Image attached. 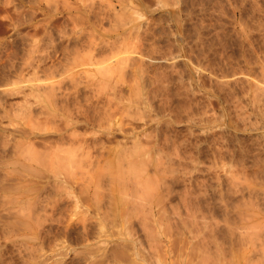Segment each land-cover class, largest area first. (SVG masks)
Listing matches in <instances>:
<instances>
[{
	"label": "rangeland",
	"instance_id": "rangeland-1",
	"mask_svg": "<svg viewBox=\"0 0 264 264\" xmlns=\"http://www.w3.org/2000/svg\"><path fill=\"white\" fill-rule=\"evenodd\" d=\"M100 87L102 89H99ZM261 88L264 89V0H0V181H3L0 182V249L6 251L7 256L4 257L22 264L18 251L26 248L32 250L35 257L29 260L34 263L46 259L54 251H60L69 253L65 258L62 256L63 260L76 264L79 258L89 252L101 251L107 252L109 257L113 255V258L118 255L116 259L120 260V264H130L125 260L130 261L131 258L138 260L137 264H203L200 259V239H203L204 233L213 230L211 236L207 235L218 248V264H233V261L234 264H264V90ZM74 89L80 91L81 96L77 99L73 98V95L70 96ZM86 95L91 96L90 101ZM70 103L72 107L90 112L92 120H95L93 115L97 116L95 121L90 120V124L82 125L75 131H81L79 133L87 135L90 139H93L92 136L98 137L102 143L98 142L95 146L91 143L88 152L84 154L76 150V164L63 159L62 167L61 159H55V156L52 159L48 154H45L46 157L51 159L48 157L49 161L46 157L42 158L45 162L43 166L41 161L36 164L37 160L24 158V154L30 152L29 149H34V154L36 152L42 156L46 151L50 155V151H53V155L56 152L66 154L67 148H59L53 143L52 133L55 126H61V122L66 120L67 111L64 112L66 109L62 108ZM178 110L183 112H177ZM165 135L175 140L168 137L167 142L163 143ZM151 137L157 138L164 150H153ZM176 138L178 141L182 139L183 143L179 141L181 146L179 143L177 146V142L172 145L177 141ZM136 139L141 140V143L138 142L141 146L134 150L137 152L134 153L131 144L132 141L136 142ZM50 140L52 143H49ZM29 142L31 143L27 146ZM184 142L191 144L188 146ZM32 143L34 145H31ZM44 144H51V149H47ZM12 145L20 147L14 151L15 156L11 155L13 151L10 152ZM31 146L34 148H29ZM182 146L188 148L183 150ZM26 147L27 153L24 150ZM76 147L77 145L70 146L68 151ZM180 148L185 153V158L182 156L181 159L185 163L180 160ZM56 149L61 151H55ZM122 150H125V153L129 151L132 155L137 154L133 155L137 157L136 163L130 166L128 162L135 160V157L130 159V154L131 156L127 155L129 159H124ZM140 150L141 156L138 154ZM174 150L180 156L176 155ZM179 150L181 152H178ZM189 152L195 155L194 158ZM142 157L144 161L140 160ZM54 159H58L56 164ZM144 163L148 172L142 168L145 167L142 166ZM26 166L31 168L27 170ZM172 168L175 169L171 170ZM155 169L161 170L162 173L158 170L156 172ZM131 173L138 179L149 178L150 175V180L153 179L155 183V177L158 179L159 175L163 180L166 179L164 182L170 187L169 191L172 190L171 193L168 191L169 203L166 202L167 207L163 210L166 214L153 215L158 216L154 219L151 214V218L145 215L150 213L148 208L151 201L147 197L153 189L147 190L149 194L145 195L142 191L135 197L132 190H127V184L135 180ZM63 176L66 181L69 177V182L75 183V188L72 193L68 192L69 195L67 190L71 189L69 190ZM56 186L61 189V192L57 189V194ZM61 186H67V190ZM33 187H39L45 190V193L41 190L39 195ZM181 191H184L183 194ZM188 196L191 199L194 197L192 201H188ZM184 198L187 200L186 204ZM107 201L113 202V205H109ZM188 202L193 205L188 206ZM242 202L243 206H240ZM242 210L247 211L251 217L248 218L245 215L247 212ZM108 216L109 219H106ZM157 218L161 220L158 221ZM19 219L24 224L29 222V226L34 229H17L22 226L19 225ZM6 221L11 227H8L7 233L6 226L4 229L2 227ZM30 229L34 231L30 233ZM250 244H253L252 247ZM198 246H201L200 249ZM121 248L124 252L128 249L127 253L130 255L125 254L130 258H125ZM117 249L123 252L119 250L121 256L119 251L116 252ZM114 251L116 255L113 254ZM98 258L103 261V258ZM98 258L95 259L96 264L100 263Z\"/></svg>",
	"mask_w": 264,
	"mask_h": 264
},
{
	"label": "bare ground",
	"instance_id": "bare-ground-1",
	"mask_svg": "<svg viewBox=\"0 0 264 264\" xmlns=\"http://www.w3.org/2000/svg\"><path fill=\"white\" fill-rule=\"evenodd\" d=\"M30 1V0H29ZM33 2V1H32ZM197 2V1H196ZM252 2V1H251ZM226 4V3H225ZM252 4V3H251ZM254 5H256V3L254 4ZM212 6V5H211ZM196 7H199V6H196ZM246 7V6H245ZM207 8V7H206ZM255 8V7H254ZM194 9V8H193ZM91 10V9H90ZM207 10H208V8H207ZM213 10V9H212ZM219 10H221V9H219ZM95 11V10H94ZM96 12V11H95ZM97 13V12H96ZM196 13V12H195ZM223 13V12H222ZM106 14V13H105ZM113 14V13H112ZM207 14V13H206ZM208 15V14H207ZM101 16V15H100ZM99 17V16H98ZM244 17V16H243ZM96 18V17H95ZM100 19V18H99ZM109 19V18H108ZM133 20V19H132ZM201 20V19H200ZM101 21V20H100ZM130 22V21H129ZM188 24V23H187ZM190 24V23H189ZM6 27V26H5ZM205 27V26H204ZM10 28V27H9ZM247 28V27H246ZM5 29V28H4ZM7 29V28H6ZM160 30V29H159ZM250 30V29H249ZM163 31V30H162ZM251 31V30H250ZM18 32V31H17ZM248 32V31H247ZM246 32V33H247ZM223 33V32H222ZM172 34V33H171ZM187 34V33H186ZM215 34V33H214ZM232 34V33H231ZM251 34V33H250ZM192 35V34H191ZM212 35V34H211ZM159 36V35H158ZM213 36V35H212ZM19 37V36H18ZM149 37V36H148ZM209 37V36H208ZM216 37V36H215ZM11 38V37H10ZM24 39H26V38H24ZM170 39V38H169ZM185 39V38H184ZM188 39V38H187ZM204 39V38H203ZM261 39V38H260ZM11 41V40H10ZM22 41V40H21ZM24 41V40H23ZM28 42V41H27ZM166 42V41H165ZM177 42V41H176ZM33 43H34V41H33ZM150 43V42H149ZM189 43V42H188ZM206 43V42H205ZM29 44V43H28ZM169 44H171V43H169ZM205 45V44H204ZM11 46V45H10ZM198 46V45H197ZM201 46V45H200ZM18 47V46H17ZM32 47V46H31ZM83 47V46H82ZM153 47V46H152ZM205 47V46H204ZM207 47V46H206ZM169 48V47H168ZM186 48V47H185ZM190 48V47H189ZM226 48V47H225ZM34 49V48H33ZM76 49V48H75ZM201 49V48H200ZM220 49V48H219ZM250 49V48H249ZM30 50H31V48H30ZM35 50V49H34ZM65 50H66V48H65ZM219 51V50H218ZM258 53H260V51L258 52ZM156 54V53H155ZM166 55V54H165ZM216 55V54H215ZM158 56V55H157ZM196 56V55H195ZM253 56V55H252ZM222 57V56H221ZM255 57V56H254ZM153 58V57H152ZM245 58V57H244ZM154 59H156V58H154ZM158 59V58H157ZM254 59V58H253ZM31 60V59H30ZM152 60V59H151ZM213 60V59H212ZM215 60V59H214ZM231 60V59H230ZM235 60V59H234ZM255 60V59H254ZM159 61V60H158ZM35 62V61H34ZM39 62V61H38ZM37 62V63H38ZM135 62V61H134ZM197 62V61H196ZM30 63V62H29ZM29 63H27V64H29ZM37 63H36V65H37ZM153 63H155V62H153ZM163 63V62H162ZM167 63V62H166ZM151 64H152V62H151ZM155 65V64H154ZM160 65V64H159ZM171 65V64H170ZM169 66V65H168ZM260 66V65H259ZM119 67H121V65L119 66ZM136 67V66H135ZM132 68V67H131ZM138 68V67H137ZM224 68V67H223ZM196 69V68H195ZM220 69V68H219ZM218 69V70H219ZM236 69V68H235ZM108 70V69H107ZM111 70V69H110ZM161 70V69H160ZM139 71H141V70H139ZM132 72V71H131ZM160 72V71H159ZM159 72H157V73H159ZM165 72H166V70H165ZM262 72V71H261ZM261 72L259 73V74H261ZM138 73V72H137ZM164 73V72H163ZM3 74V73H2ZM1 74V75H2ZM105 74V73H104ZM164 74H166V73H164ZM163 74V75H164ZM257 74V73H256ZM258 74V75H259ZM5 75V74H4ZM141 75V74H140ZM143 75V74H142ZM251 76H252V74H251ZM9 77V76H8ZM103 77V76H102ZM260 77H262V76H260ZM159 78V77H158ZM242 78V77H241ZM240 78V79H241ZM138 79V78H137ZM199 79V78H198ZM87 80V79H86ZM77 81V80H76ZM221 81V80H220ZM227 81H230V80H227ZM251 81V80H250ZM253 81V80H252ZM72 82H73V80H72ZM89 82H91V81H89ZM100 82V81H99ZM256 82V81H255ZM254 82V83H255ZM76 83H78V82H76ZM138 83V82H137ZM143 83V82H142ZM163 83V82H162ZM170 83V82H169ZM168 83V84H169ZM246 83V82H245ZM81 84V83H80ZM200 84V83H199ZM250 84V83H249ZM258 84V83H257ZM188 85V84H187ZM215 85V84H214ZM217 85V84H216ZM225 85V84H224ZM93 86V85H92ZM155 86V85H154ZM178 86V85H177ZM185 86V85H184ZM222 86V85H221ZM226 86H228V85H226ZM43 87V86H42ZM133 87V86H132ZM75 88V87H74ZM92 88V87H91ZM219 88V87H218ZM229 88V87H228ZM232 88V87H231ZM32 89V88H31ZM99 89H102L101 87L99 88ZM170 89V88H169ZM221 89V88H220ZM260 89V88H259ZM262 89V88H261ZM75 90V89H74ZM89 90V89H88ZM106 90V89H105ZM118 90H120V89H118ZM161 90V89H160ZM171 90V89H170ZM173 90V89H172ZM262 90H264V89H262ZM87 91V90H86ZM91 91V90H90ZM89 91V92H90ZM93 91V90H92ZM98 91V90H97ZM173 91H175V90H173ZM217 91H218V89H217ZM216 91V92H217ZM31 92H32V90H31ZM30 92V93H31ZM95 92V91H94ZM135 92V91H134ZM16 94V93H15ZM84 94H86V93H84ZM140 94V93H139ZM144 94V93H143ZM168 94V93H167ZM219 94V93H218ZM257 94V93H256ZM47 95V94H46ZM73 95V96H72ZM80 95V91L79 90H75L74 92H73V94H71L70 96H72L73 98H78V96ZM94 95V94H93ZM92 95V96H93ZM146 95H147V93H146ZM146 95H144V97L146 96ZM254 95V94H253ZM67 96V95H66ZM69 96V97H70ZM81 96V95H80ZM79 96V97H80ZM138 96V95H137ZM155 96V95H154ZM185 96V95H184ZM183 96V97H184ZM262 96H264V95H262ZM83 98H84V95L82 96ZM86 98H89V101H90V95H89V97H88V95H86L85 96ZM107 97H109V96H107ZM149 97V96H148ZM156 97V96H155ZM186 97V96H185ZM201 97V96H200ZM86 98H85V100H86ZM99 98V97H98ZM146 98V97H145ZM55 99V98H54ZM60 99V98H59ZM93 99V98H92ZM101 99V98H100ZM177 99V98H176ZM186 99H187V97H186ZM199 99V98H198ZM261 99V98H260ZM65 100H66V98H65ZM75 100V99H74ZM98 100V99H97ZM178 100V99H177ZM193 100V99H192ZM202 100V99H201ZM249 100V99H248ZM256 100V99H255ZM77 101V100H76ZM76 101L75 102H73V105H74V103H76ZM170 101H171V98H170ZM261 101V100H260ZM54 102V101H53ZM78 102V101H77ZM102 102V101H101ZM195 102V101H194ZM232 102V101H231ZM248 102V101H247ZM56 103V102H55ZM57 103H58V101H57ZM60 103V102H59ZM80 103V102H79ZM187 103H188V101H187ZM196 103V102H195ZM201 103V102H200ZM236 103V102H235ZM252 103V102H251ZM67 104V103H66ZM65 104V105H66ZM164 104V103H163ZM174 104V103H173ZM237 104V103H236ZM11 105V104H10ZM72 105V103H70V105L68 104L66 107H68V106H70V107H68V109L66 108V107H64V108H62V110L64 109H66L64 112H66L67 111V118H66V120L64 119V121H62L61 122V126H55V130H54V133H52L53 135H54V139L52 140L53 141V143L55 144L56 143V145L57 146H59V148H67L66 150H67V152H66V154L64 153V155L61 153V152H56V154L54 153V155H53V151H50L51 152V154L53 155H50V153H47V151L44 153V156H42V155H39V153H37L36 154V152H35V154L33 153V151H34V147L32 148V146L31 147H29V148H31V149H33L32 151L29 149V151L30 152H32L33 154H30V152H28L27 153V151H28V148L26 147V149L24 148V150H25V152L27 153V154H24L25 152H24V150H23V154L24 155H26V156H24V155H22V157L24 156V158H28V159H35V160H37L38 162L36 163V164H38L40 161V164L43 166V164L45 163V162H43L42 161V158H45L46 157V155L48 154L49 156H51V158L53 159V157L56 159V158H58V159H61L62 161H60L61 162V164L64 162L63 161V159L65 160V161H68L69 160V162L70 161H72V162H75L76 160L74 159L75 158V156H78L77 155V153H76V150H78V152H79V150H80V153L81 154H84V153H86V152H88V148L91 146L90 144L92 143H94L93 144V146H95L96 145V143H98L99 142V140H100V138H98V137H93L92 136V138L93 139H90V138H88V136L87 135H85V134H81V133H79V132H81V131H78V133L75 131L77 128H79V127H81L82 125H85V124H90V120H92V119H90V117H91V115L89 116V113H88V111L87 110H81V109H78L77 107H72L73 106ZM77 105V104H76ZM75 105V106H76ZM86 105H88V103H86ZM85 105V106H86ZM90 105V104H89ZM88 105V106H89ZM97 105V104H96ZM79 106V105H78ZM91 106V105H90ZM94 106V105H93ZM111 106V105H110ZM82 107V106H81ZM80 107V108H81ZM95 107V106H94ZM180 107V106H179ZM244 107V106H243ZM12 108V107H11ZM58 108H59V106H58ZM75 108V109H74ZM77 108V109H76ZM91 108H93L92 106H91ZM97 108H99V107H97ZM102 108V107H101ZM109 108V107H108ZM168 108V107H167ZM184 108V107H183ZM86 109H88L87 107H86ZM90 109V108H89ZM95 109V108H94ZM94 109H93V111H94ZM106 109V108H105ZM181 109V108H180ZM262 109V108H261ZM12 110H13V108H12ZM61 110V109H60ZM168 110V109H167ZM173 110V109H172ZM243 110V109H242ZM40 111V110H39ZM42 111V110H41ZM96 111V110H95ZM149 111V110H148ZM240 111V110H239ZM0 112H1V110H0ZM97 112V111H96ZM100 111H98V113H99ZM137 112V111H136ZM177 112H180V113H182L181 111H177ZM51 113H53V112H51ZM131 113V112H130ZM138 113V112H137ZM39 114V113H38ZM135 114V113H134ZM134 114H133V116H134ZM173 114V113H172ZM2 115V114H1ZM0 115V116H1ZM17 115V114H16ZM138 115V114H137ZM140 115V114H139ZM64 116H65V114H64ZM95 116V120H96V114L95 115H93L92 116V118ZM99 116H100V114H99ZM132 116V115H131ZM197 116V115H196ZM8 117V116H7ZM142 117V116H141ZM135 118V117H134ZM133 118V119H134ZM249 118V117H248ZM157 119V118H156ZM163 119V118H162ZM172 119V118H171ZM232 119V118H231ZM94 120V118H93V120L92 121H95ZM175 120V119H174ZM178 120V119H177ZM194 120H195V118H194ZM91 121V122H92ZM167 121V120H166ZM181 121V120H180ZM212 121V120H211ZM201 122V121H200ZM257 122V121H256ZM54 123H55V121H54ZM177 123V122H176ZM190 123V122H189ZM209 123V122H208ZM258 123V122H257ZM237 125V124H236ZM261 125V124H260ZM138 126V125H137ZM240 126V125H239ZM251 126V125H250ZM254 126V125H253ZM188 127V126H187ZM257 127V126H256ZM12 128V127H11ZM10 129V128H9ZM107 129V128H106ZM256 129V128H255ZM79 130V129H78ZM10 131V130H9ZM166 131V130H165ZM183 131V130H182ZM190 132V131H189ZM85 133V132H84ZM132 133V132H131ZM138 133V132H137ZM228 133V132H227ZM3 134V133H2ZM9 134V133H8ZM41 134V133H40ZM109 134V133H108ZM140 134V133H139ZM214 134H216V133H214ZM6 135H7V133H6ZM43 135V134H42ZM138 135V134H137ZM193 135V134H192ZM211 135V134H210ZM259 135V134H258ZM44 136V135H43ZM162 135H160V137H161ZM166 136V137H165ZM164 137H163V139H162V141H164L163 143H166L167 141V139L166 138H168L169 136L168 135H165ZM179 136V135H178ZM233 136V135H232ZM14 137V136H13ZM48 137V136H47ZM90 137V136H89ZM107 137V136H106ZM109 137V136H108ZM139 137V136H138ZM156 137V136H155ZM158 137H159V135H158ZM171 137V136H170ZM169 137V138H170ZM214 137V136H213ZM124 138V137H123ZM134 138V137H133ZM137 138V137H136ZM145 138V137H144ZM154 137H151V139L152 140H150V139H147V141H151L152 142V146L153 147H151V148H154L153 150H164V149H162V147H160L161 146V144H159V141H158V139L157 138H155V139H153ZM168 138V139H169ZM172 138V137H171ZM170 138V139H171ZM184 138V137H183ZM221 138V137H220ZM236 138V137H235ZM3 139V138H2ZM13 139H15V137L13 138ZM36 139V138H35ZM161 139V138H160ZM196 139V138H195ZM6 140H8V139H6ZM18 140V139H17ZM25 140V139H24ZM49 141V143H52V141ZM133 140H135V139H133ZM172 140H175V138H172ZM176 140H177V138H176ZM184 141H185V139H183ZM186 140H187V137H186ZM203 140V139H202ZM255 140V139H254ZM110 141H112L111 139H110ZM162 141L160 142V143H162ZM169 142H170V140H168ZM180 143H183V142H181L182 141V139L180 138ZM179 141L177 140V141H175V142H173V141H171V142H173V144L172 145H176L175 143L177 142V146H178V143H179ZM262 141H264V140H262ZM5 142V141H4ZM18 142H20L19 140H18ZM22 142V141H21ZM32 142V141H31ZM31 142H29V143H27V146H29L30 145V143ZM40 142V141H39ZM101 142V141H100ZM100 142L98 143V144H100ZM133 142V144H131V146H133V148H132V150L134 151H136V149L138 150L139 149V146H141V140H139L138 139V141H137V139H136V142L135 141H132ZM138 142H140L139 144H138ZM187 142V141H186ZM189 142V141H188ZM222 142V141H221ZM255 142H257V140L255 141ZM6 143V142H5ZM23 143V142H22ZM42 143V142H41ZM41 143H40V146H42L41 145ZM102 143V142H101ZM138 144V146H137V144ZM143 143H144V141H143ZM179 143V146H181V144ZM185 143V142H184ZM225 143V142H224ZM262 143H264V142H262ZM21 144V143H20ZM29 144V145H28ZM43 144V143H42ZM59 144V145H58ZM146 144V143H145ZM190 144H191V142L189 143V145L188 144H186L185 143V145H188V146H190ZM259 144V143H258ZM31 145H34L33 143L31 144ZM45 145V147L47 148V149H51V144H44ZM73 145H77V147H76V149H74V150H72V151H68V148L70 147V146H72L73 147ZM103 145V144H102ZM1 146V145H0ZM13 146V145H12ZM19 146V145H18ZM131 146H130V148H131ZM144 146V145H143ZM192 146V145H191ZM11 147V146H10ZM98 147V146H97ZM134 147H137V148H134ZM174 147H176V146H174ZM183 147V146H182ZM181 147V148H182ZM188 148L187 146H184L183 147V150H184V148ZM194 147V146H193ZM199 147H201V146H199ZM204 147V146H203ZM14 148V149H13ZM13 148H12V150H11V148H10V152L12 153V151H13V153L11 154L12 156H15L16 155V149L17 148H20V147H16V145H14L13 146ZM22 148V147H21ZM43 148V147H42ZM94 148V147H93ZM116 148V147H115ZM129 148V147H128ZM144 148V147H143ZM142 148V149H143ZM151 148H149L150 150H151ZM164 148V147H163ZM178 148V147H177ZM180 148V149H181ZM186 148H185V150H186ZM190 148V147H189ZM195 148V147H194ZM198 148V147H197ZM254 148V147H253ZM259 148V147H258ZM44 149V148H43ZM73 149V148H72ZM179 149V148H178ZM255 149V148H254ZM1 150V149H0ZM3 150V149H2ZM5 150V149H4ZM27 150V151H26ZM40 151H43V150H41V149H39ZM61 151L60 149H56L55 151ZM71 150V149H70ZM94 150H96V149H94ZM119 150V149H118ZM126 150V149H125ZM125 150H122V151H124V153L126 152ZM132 150H130V152L132 151ZM149 150V151H150ZM182 150V149H181ZM182 150V152L179 150L178 152H181V153H177V151L176 150H174V151H176L175 152V154L176 155H178V156H180L181 158H180V160L182 159V156L185 154L184 153V151ZM189 150V149H188ZM188 150L186 151L187 152V154H188ZM253 150V149H252ZM15 151V152H14ZM134 151V153H137V152H135ZM152 151V150H151ZM150 151V152H151ZM191 152H192V150H190ZM225 151V150H224ZM239 151V150H238ZM3 152V151H2ZM64 152V151H63ZM98 152H99V150H98ZM108 152V151H107ZM106 152V153H107ZM140 152H141V150L139 151V155H140ZM191 152H189V155H191L192 153ZM15 153V155H13ZM61 153V154H60ZM100 153V152H99ZM110 153V152H109ZM118 153V152H117ZM120 153V152H119ZM124 153L122 154V157L125 159V158H127V159H132L133 157H135L137 154H134L133 152V155H135V156H133L131 153V155H132V157H129V156H127V155H130L129 154V151H128V153H125V156H124ZM154 153V152H153ZM4 154V153H3ZM8 154V153H7ZM43 154V153H42ZM46 154V155H45ZM59 154V155H58ZM90 154V153H89ZM195 154V153H194ZM211 154H212V152H211ZM9 155V154H8ZM10 155V156H11ZM18 155V154H17ZM32 155H34V156H32ZM97 155V154H96ZM99 155H101V153L99 154ZM104 155V154H103ZM130 155V156H131ZM5 156H6V154H5ZM9 156V157H10ZM48 156V157H49ZM85 156H87V155H85ZM120 156V155H119ZM127 156V157H126ZM141 156V155H140ZM144 156V155H143ZM178 156H176V157H178ZM191 156H193V155H191ZM195 156V155H194ZM194 156H193V158H194ZM255 156V155H254ZM262 156H264V155H262ZM48 157H46V159L48 158ZM96 157V156H95ZM94 157V158H95ZM97 157H98V155H97ZM129 157V158H128ZM139 157V156H138ZM148 157V156H147ZM158 157H159V155H158ZM167 157H169V155L167 156ZM166 157V158H167ZM50 158V157H49ZM50 158V159H51ZM136 158L137 157H135V160L134 159H132V161H133V163H132V161L129 163L128 162V164H130V166H131V164H134V162L136 161ZM154 158V157H153ZM163 158V157H162ZM185 158V156H183V159ZM192 158V159H193ZM260 158V157H259ZM54 159V162H55V164H56V162H57V160H55ZM71 159V160H70ZM88 159V158H87ZM139 159V158H138ZM147 159V158H146ZM150 159H151V156H150ZM149 159V160H150ZM173 160H175L174 158H172ZM178 159H179V157H178ZM1 160H3V159H1ZM15 160V159H14ZM47 160H49V159H47ZM109 160V159H108ZM140 160H142V161H144V159H143V157L142 158H140ZM139 160V162H141ZM148 160V159H147ZM171 160V159H170ZM186 160V159H185ZM256 160H257V157H256ZM29 161V160H28ZM50 161V160H49ZM124 161H126V160H124ZM155 161V160H154ZM167 161V160H166ZM182 161V160H181ZM184 161V160H183ZM182 161V162H183ZM187 161V160H186ZM262 161H264V160H262ZM8 162V161H7ZM13 162V161H12ZM145 162H147V161H145ZM152 162V161H151ZM160 162H161V160H160ZM199 162V161H198ZM84 163V162H83ZM126 163V162H125ZM136 163V162H135ZM153 163V162H152ZM177 163H178V161H177ZM184 163H185V161H184ZM200 163V162H199ZM233 163V162H232ZM4 164V163H3ZM39 164V165H40ZM75 164H76V162H75ZM98 164V163H97ZM137 164H139V163H137ZM164 164V163H163ZM167 164V163H166ZM183 164V163H182ZM26 165V164H25ZM46 166H48L47 164H45ZM53 165H54V163H53ZM69 165V164H68ZM84 165V164H83ZM108 165V164H107ZM117 165V164H116ZM142 165V164H141ZM154 165L156 166V164H155V162H154ZM158 165V164H157ZM176 165V164H175ZM228 165V164H227ZM15 166V165H14ZM63 166V164L61 165V167ZM65 166V165H64ZM66 166H67V164H66ZM71 166V164L69 165V167ZM123 166V165H122ZM129 166V165H128ZM128 166H126V167H128ZM142 166H145V167H142L143 168V170H146L147 171V168H146V164L144 163V165H142ZM155 166H153V164H152V167L154 168ZM170 165H168V167H169ZM172 166H174V164L172 165ZM235 166V165H234ZM27 167V166H26ZM78 167V166H77ZM81 167V166H80ZM106 167H108V166H106ZM105 167V168H106ZM113 167V166H112ZM117 167V166H116ZM141 167V166H140ZM139 167V168H140ZM175 167V166H174ZM177 167V166H176ZM194 167V166H193ZM6 168V167H5ZM14 168V167H13ZM28 168H31V167H27V170H28ZM46 168V167H45ZM65 168V167H64ZM146 168V169H145ZM181 168V167H180ZM236 168V167H235ZM8 169V168H7ZM47 169V168H46ZM62 169V168H61ZM66 169V168H65ZM89 169V168H88ZM109 169V168H108ZM120 169H121V167H120ZM150 169H151V167H150ZM173 169H175V168H172L171 170H173ZM178 169V168H177ZM176 169V170H177ZM199 169V168H198ZM244 169V168H243ZM9 170V169H8ZM77 170H78V168H77ZM100 170H102V169H100ZM106 170H107V168H106ZM117 170V169H116ZM137 170V169H136ZM154 170V169H153ZM156 170H158V169H155V171ZM166 170V169H165ZM48 171V170H47ZM47 171H45V172H47ZM51 171H52V168H51ZM66 171V170H65ZM113 171H115V170H113ZM161 172V170H158V172ZM167 171H168V168H167ZM179 171H180V169H179ZM253 171V170H252ZM5 172V171H4ZM16 172H17V170H16ZM30 172V171H29ZM42 172V171H41ZM61 172H63V171H61ZM105 172V171H104ZM117 172V171H116ZM131 172V171H130ZM148 172V171H147ZM157 172V171H156ZM159 172V173H160ZM170 172V171H169ZM187 172V171H186ZM199 172V171H198ZM201 172V171H200ZM247 172V171H246ZM18 173V172H17ZM52 173H53V171H52ZM92 173V172H91ZM94 173H96V172H94ZM101 173V172H100ZM109 173V172H108ZM115 173V172H114ZM123 173V172H122ZM162 173V172H161ZM168 173V172H167ZM180 173V172H179ZM11 174V173H10ZM18 174H20V172L18 173ZM40 174V173H39ZM65 174H67L66 172H65ZM83 174V173H82ZM104 174V173H103ZM107 174V173H106ZM128 174H129V172H128ZM132 174V173H131ZM131 174H130V176H131ZM245 174V173H244ZM44 175H46V174H44ZM44 175H43V177H44ZM47 175H49V173H47ZM92 175V174H91ZM121 176L123 175V174H120ZM125 175V174H124ZM133 175V174H132ZM137 175V174H136ZM142 175V174H141ZM147 175V174H146ZM145 175V176H146ZM187 175V174H186ZM246 175V174H245ZM11 176V175H10ZM83 176V175H82ZM110 176V175H109ZM112 176V175H111ZM137 176H139V174L137 175ZM143 176V175H142ZM141 176V177H142ZM161 175H159V177H160ZM230 176V175H229ZM5 177H6V175H5ZM12 177V176H11ZM41 177H42V175H41ZM46 178L48 177L49 178V176H45ZM59 177V176H58ZM64 177V176H63ZM132 177V176H131ZM140 177V176H139ZM154 177H155V175H154ZM153 176H152V178H154ZM158 177V179L155 177V181H156V183L155 182H153L154 180L153 179H151L150 180V175H149V178H143V179H138V177H136V178H134V175H133V177L132 178H134L135 180L134 181H131L130 183H128L127 184V190L129 189V190H132L133 191V195H135V197L136 196H139V193L141 192L142 193V191L143 192H145V195L146 194H149L148 193V191L151 189H153L152 191H151V193H150V195H151V197H147V199H149L150 201H151V206H150V208H148L149 210H148V212H150V213H147V214H145V215H148V216H150V218L153 216V215H159V213H160V215H162L161 213H165L166 214V211H164L163 212V210H165V207H167L166 205H167V203H169L167 200H169V199H167L168 198V196H170V193L172 192V190H171V192L169 191L170 190V187H168V184L166 185V183L167 182H164V180H166V179H164L163 180V177H160L159 178ZM178 177V176H177ZM179 177H180V175H179ZM1 178V177H0ZM10 178V177H9ZM21 178V177H20ZM65 178V177H64ZM64 178H62V180H64ZM71 179H72V177H70ZM107 178V177H106ZM110 178V177H109ZM204 178V177H203ZM202 178V179H203ZM245 178V177H244ZM251 178V177H250ZM249 178V179H250ZM7 179H8V177H7ZM52 179V178H51ZM69 179V177L67 178V181H66V178H65V181H66V183H67V186H69L68 188H69V190L70 191H68L67 190V186H66V188H63V186H61L63 189H65V190H67V194L69 195V193L71 192L72 193V191L74 190V188H75V183H70L69 181L70 180H68ZM116 179V178H115ZM157 179V180H156ZM169 179H171V178H169ZM179 179V178H178ZM4 180V179H3ZM14 180V179H13ZM26 180V179H25ZM58 180H60V179H58ZM124 180V179H123ZM153 180V181H152ZM172 180V179H171ZM180 180H182V177L180 178ZM239 180V179H238ZM2 181V180H1ZM0 181V182H1ZM27 181V180H26ZM49 181H50V179H49ZM64 181V182H65ZM73 181V180H72ZM113 181V180H112ZM111 181V182H112ZM121 181V180H120ZM127 181H129V180H127ZM153 182V185H154V183H155V186H151V184H152V182ZM179 181V180H178ZM3 182V181H2ZM24 182V181H23ZM38 182V181H37ZM57 182V181H56ZM63 182V181H62ZM86 182V181H85ZM103 182V181H102ZM109 182V181H108ZM147 182H149L148 183V185H146V183ZM169 182V181H168ZM185 182H186V180H185ZM50 183H52V182H50ZM96 183V182H95ZM105 183V182H104ZM122 183V182H121ZM179 183V182H178ZM245 183V182H244ZM247 183V182H246ZM5 184V183H4ZM62 184V183H61ZM172 184V183H171ZM175 183H173V185H174ZM185 184V183H184ZM254 184V183H253ZM261 184V183H260ZM2 185V184H1ZM9 185V184H8ZM18 185V184H17ZM58 185H59V181H58ZM65 185V184H64ZM172 185V186H173ZM177 185V184H176ZM183 185V184H182ZM247 185V184H246ZM245 185V186H246ZM42 186V185H41ZM41 186H39V187H41ZM228 186V185H227ZM232 186V185H231ZM4 187V186H3ZM39 187H37V189H35L34 187H33V189H35L36 190V192L39 194V195H41V190L42 189H40ZM59 187V186H58ZM146 187H148V188H146ZM226 187V186H225ZM235 187V186H234ZM237 187V186H236ZM249 187V186H248ZM5 189H6V185H5V187H4ZM7 188H8V186H7ZM43 188V187H42ZM115 188V187H114ZM186 188H188V187H186ZM228 188V187H227ZM250 188V187H249ZM251 188H253V187H251ZM14 190H15V187L13 188ZM29 189V188H28ZM43 189H46V187H44ZM57 186H56V194H57ZM62 189V190H63ZM80 189V188H79ZM145 189V190H144ZM173 189H175V186H174V188ZM190 189V188H189ZM239 189V188H238ZM243 189V188H242ZM34 190V191H35ZM47 190V189H46ZM58 190H60V192H61V189H58ZM64 190V191H65ZM119 190V189H118ZM127 190H125L124 189V191H126V193H127ZM148 190V191H147ZM181 190V189H180ZM187 190V189H186ZM225 190V189H224ZM237 190V189H236ZM244 190V189H243ZM252 190V189H251ZM261 190V189H260ZM25 190H23V192H24ZM27 191V190H26ZM43 191H45V190H42V192ZM54 191H55V189H54ZM53 191V192H54ZM170 193H169V192ZM178 191V190H177ZM189 191V190H188ZM187 191V192H188ZM226 191V190H225ZM52 191H50V193H53ZM69 192V193H68ZM110 192V191H109ZM147 192V193H146ZM176 192V191H175ZM182 192V191H181ZM184 192V191H183ZM183 192H182V194H183ZM190 192V191H189ZM236 192V191H235ZM238 192V191H237ZM262 192V191H261ZM22 193V192H21ZM36 193V194H37ZM43 193H45V192H43ZM46 193H48L47 191H46ZM79 193V192H78ZM168 193H169V195H168ZM227 193V192H226ZM230 193H231V191H230ZM252 193V192H251ZM37 194V195H38ZM61 194V193H60ZM81 194V193H80ZM111 194H113V193H111ZM110 194V195H111ZM129 194V193H128ZM173 194H174V192H173ZM177 194V193H176ZM188 194V193H187ZM190 194V193H189ZM192 194V193H191ZM236 194H238V193H236ZM50 195V194H49ZM48 195V196H49ZM72 195V194H71ZM107 195H109V194H107ZM119 195V194H118ZM145 195H143V197L145 196ZM181 195V194H180ZM185 195V194H184ZM183 195V196H184ZM232 195V194H231ZM247 195V194H246ZM46 197H48L47 195H45ZM75 196V195H74ZM93 196H96V195H93ZM142 196V195H141ZM233 196H234V193H233ZM242 196V195H241ZM41 197V196H40ZM39 197V198H40ZM85 197V196H84ZM123 197V196H122ZM146 197V196H145ZM262 197V196H261ZM93 198V197H92ZM130 198H132V197H130ZM133 198H134V196H133ZM132 198V199H133ZM139 198H141V197H139ZM151 198V199H150ZM170 198V197H169ZM188 198H190L189 196H188ZM194 198V197H193ZM192 198V199H193ZM222 198V197H221ZM254 198V197H253ZM4 199H6V198H4ZM44 199V198H43ZM46 199V198H45ZM52 199V198H51ZM57 199V198H56ZM113 199V198H112ZM185 199V204H186V202H187V200H186V198H184ZM191 199V198H190ZM188 200L189 202L190 201H192V199L191 200ZM207 199V198H206ZM226 199V198H225ZM229 199V198H228ZM7 200V199H6ZM23 200V199H22ZM198 200V199H197ZM196 200V201H197ZM216 200V199H215ZM256 200V199H255ZM52 202H54L53 200H51ZM59 201V199L57 200V202ZM76 201H77V198H76ZM105 201V200H104ZM110 201V200H109ZM113 201V200H112ZM124 201V200H123ZM148 201V200H147ZM195 201V200H194ZM213 201H214V199H213ZM221 201H223V200H221ZM227 201V200H226ZM241 201V200H240ZM243 201H244V199H243ZM254 201V200H253ZM9 202V201H8ZM27 202V201H26ZM25 202V204H27ZM49 202H50V200H49ZM69 202V201H68ZM102 202V201H101ZM167 202V203H166ZM188 202V206H189V204H190V207L193 205H191V203H189ZM224 202V201H223ZM247 202V201H246ZM248 202H250V200L248 201ZM2 203V202H1ZM1 203H0V205H1ZM6 203H7V201H6ZM34 203V202H33ZM86 203V202H85ZM107 203H108V201H107ZM110 203V202H109ZM108 203V204H109ZM113 203V202H112ZM112 203H110V204H112ZM133 203H134V201L132 202V205H133ZM136 203V202H135ZM200 203V202H199ZM245 203V202H244ZM253 203V202H252ZM252 203H250V204H252ZM4 204V203H3ZM11 204V203H10ZM24 204V205H25ZM50 204V203H49ZM52 204H55V203H52ZM51 204V205H52ZM64 204H66V203H64ZM109 204V205H110ZM184 204V203H183ZM184 204V205H185ZM198 204V203H197ZM221 204H222V202H221ZM224 204V203H223ZM237 204V203H236ZM14 205V204H13ZM22 205H23V203H22ZM29 205V204H28ZM50 205V206H51ZM56 205V204H55ZM54 205V206H55ZM108 205V206H109ZM113 205V204H112ZM148 205V204H147ZM149 205H150V203H149ZM149 205H148V207H149ZM169 205V204H168ZM172 205V204H171ZM240 206L242 205L243 206V202L241 203V204H239ZM246 205H248V204H246ZM256 205V204H255ZM47 206V205H46ZM115 206V205H114ZM142 206V205H141ZM145 206V205H144ZM170 206V205H169ZM186 206V205H185ZM198 206V205H197ZM213 206V205H212ZM238 206V205H237ZM245 206V205H244ZM250 206V205H249ZM52 207V206H51ZM56 207V206H55ZM143 207V206H142ZM173 207V206H172ZM235 207H236V205H235ZM260 207V206H259ZM258 207V208H259ZM262 207V206H261ZM42 208V207H41ZM99 208V207H98ZM136 208V207H135ZM146 208V207H145ZM189 208V207H188ZM197 208V207H196ZM243 208V207H242ZM6 209V208H5ZM109 209H111V207L109 206ZM128 209V208H127ZM192 209V208H191ZM262 209V208H261ZM260 209V210H261ZM14 210V209H13ZM24 210V209H23ZM189 210V209H188ZM195 210V209H194ZM12 211V210H11ZM111 211V210H110ZM119 211H120V209H119ZM122 211H124V209H122ZM139 211V210H138ZM224 211V210H223ZM226 211V210H225ZM229 212H230V209L228 210ZM240 211H241V209H240ZM243 211V210H242ZM5 212V211H4ZM58 212V211H57ZM109 211H107V213H108ZM135 212L136 211H134V214H135ZM244 213L245 212H247V211H243ZM62 213V212H61ZM111 213V212H110ZM123 213V212H122ZM126 213V212H125ZM187 213V212H186ZM190 213V212H189ZM196 213V212H195ZM202 213V212H201ZM205 213V212H204ZM204 213H203V215H204ZM241 213V212H240ZM8 214V213H7ZM29 214V212L27 213V215ZM44 214V213H43ZM63 214V213H62ZM119 214H121V212H119ZM128 214H129V212H128ZM132 214V213H131ZM152 216H151V215ZM192 214V213H191ZM194 214V213H193ZM243 214V213H242ZM250 214V213H249ZM252 214V213H251ZM250 214V215H251ZM259 214V213H258ZM17 215H19V216H21L20 214H17ZM24 215H26V214H24ZM26 215V216H27ZM46 215V214H45ZM196 215V214H195ZM202 215V214H201ZM206 215V214H205ZM204 215V216H205ZM209 215V214H208ZM229 215V214H228ZM239 215H241V214H239ZM245 215L248 217V218H250L251 216H249L248 215V212L247 213H245ZM245 215L243 216V217H245ZM255 215H257V214H255ZM47 216V215H46ZM112 216V215H111ZM126 216V215H125ZM188 216H189V214H188ZM227 216V215H226ZM258 216V215H257ZM121 217H122V215H121ZM128 217V216H127ZM156 217H158V216H156ZM156 217H152L153 219L154 218H156ZM198 217V216H197ZM196 217V218H197ZM224 217V216H223ZM15 218V217H14ZM47 218V217H46ZM106 218V217H105ZM112 218H113V216H112ZM126 218V217H125ZM160 218H162V217H160ZM166 218V217H165ZM188 218H190V217H188ZM195 218V217H194ZM202 218L204 219V217L202 216ZM225 218V217H224ZM246 218V217H245ZM253 218V217H252ZM255 218V217H254ZM106 219H109V216H108V218H106ZM122 219V218H121ZM158 219V218H157ZM163 219V218H162ZM199 219V218H198ZM202 219V220H203ZM223 219V218H222ZM32 220V219H31ZM50 220V219H49ZM53 220V219H52ZM105 220V219H104ZM111 220V219H110ZM161 220V219H160ZM159 219H158V221H160ZM175 220V219H174ZM186 220H187V218H186ZM188 220H191V219H188ZM225 220H227V219H225ZM224 220V221H225ZM229 220V219H228ZM240 220L242 221V216H240ZM26 220H24V222H25ZM101 221V220H100ZM107 221V220H106ZM124 221H126V220H124ZM205 221V220H204ZM231 220H229V222H230ZM258 221H260V220H258ZM31 222V221H30ZM48 222H50V221H48ZM203 222V221H202ZM229 222H226V223H229ZM233 222V221H232ZM231 222V223H232ZM235 222V221H234ZM12 223V222H11ZM11 223H10V225H11ZM16 223V222H15ZM19 225H22L21 227H19V228H17V229H20V228H22L24 231L25 230H27V229H29V228H32V227H30L29 226V222H25L26 224H24L23 223V221L22 220H20L19 219ZM41 223V222H40ZM52 223V222H51ZM101 223H103V222H101ZM136 223V222H135ZM141 223V222H140ZM159 223V222H158ZM167 223V222H166ZM213 223V222H212ZM259 223V222H258ZM262 223H264V222H262ZM261 223V224H262ZM9 222H4L3 223V225H2V227H3V229L5 228V226H6V230H5V232L7 233L8 232V227H10L9 225ZM13 224V223H12ZM130 224V223H129ZM143 224V223H142ZM147 224V223H146ZM159 224H161V222L159 223ZM195 224V223H194ZM211 224V223H210ZM234 224V226H235V223H233ZM31 225H32V223H31ZM149 225V224H148ZM183 225V224H182ZM207 225V224H206ZM205 225V226H206ZM209 225V224H208ZM161 226V225H160ZM190 226H191V224H190ZM219 226H220V224H219ZM231 226V225H230ZM17 227V226H16ZM146 227V226H145ZM193 227V226H192ZM217 227H218V225H217ZM11 228V227H10ZM142 228V227H141ZM144 228V227H143ZM158 228V227H157ZM165 228H166V226H165ZM200 228V227H199ZM202 228V227H201ZM206 228H207V226H206ZM210 228V227H209ZM208 228V229H209ZM213 228V227H212ZM227 228V227H226ZM231 228V227H230ZM238 228H242V227H238ZM32 229H34V228H32ZM38 229H40V228H38ZM83 229V228H82ZM186 229V228H185ZM211 229V228H210ZM209 229V230H210ZM223 229V228H222ZM232 229V228H231ZM242 229H244V228H242ZM247 228H245L244 230H246ZM11 230V229H10ZM15 230V229H14ZM31 230V229H30ZM29 230V232L31 233V232H33L34 230H31L30 231ZM157 230V229H156ZM166 230V229H165ZM230 230V229H229ZM244 230H242V231H244ZM22 231V230H21ZM155 231V230H154ZM198 231V230H197ZM200 231H202V230H200ZM199 231V232H200ZM213 230H211V232H212ZM217 231V230H216ZM215 231V232H216ZM228 231V230H227ZM17 232H20V231H17ZM27 232V231H26ZM211 232H207V234H209L210 235V233ZM214 232V233H215ZM219 232V231H218ZM221 232H223V231H221ZM247 232V231H246ZM246 232H244V233H246ZM250 232V231H249ZM248 232V233H249ZM25 233V232H24ZM29 233V234H30ZM36 233V232H35ZM40 233V232H39ZM62 233V232H61ZM143 233V232H142ZM149 233V232H148ZM154 233V232H153ZM197 233V232H196ZM220 233V232H219ZM2 234H4V235H6L5 233H2ZM133 234V233H132ZM135 234V233H134ZM155 234V233H154ZM199 234V233H198ZM207 234H203V239H200V240H202L201 241V246H202V249H200V247L201 246H198L199 248L198 249H200L201 250V252H202V256H201V258L200 259H202V263L203 264H218V262H219V255H217L218 254V250H216V249H218V248H216L217 246H216V243L213 245L212 244V241L210 240V238H209V235H207ZM225 234V233H224ZM16 235V234H15ZM36 235V234H35ZM126 235V234H125ZM124 235V236H125ZM145 235V234H144ZM152 235V234H151ZM159 235V234H158ZM185 235V234H184ZM194 235V234H193ZM196 235V234H195ZM235 235V234H234ZM19 236V235H18ZM28 236V235H27ZM31 236V235H30ZM80 236V235H79ZM120 236V235H119ZM155 236V235H154ZM201 236H202V234H201ZM211 236V235H210ZM246 236V235H245ZM248 236V235H247ZM256 236V235H255ZM3 237V236H2ZM15 237V236H14ZM20 237V236H19ZM70 237V236H69ZM134 237V236H133ZM197 237V236H196ZM214 239H215V237L214 236H212ZM217 237H219V236H217ZM221 237V236H220ZM226 237V236H225ZM239 237V236H238ZM251 237V236H250ZM3 238H5V237H3ZM20 238H22V237H20ZM50 238V237H49ZM75 238V237H74ZM137 238V237H136ZM151 238V237H150ZM194 238V237H193ZM198 238H200V236L198 237ZM246 238V237H245ZM245 238H243V239H245ZM17 239V238H16ZM31 238L29 237V240H30ZM144 239V238H143ZM161 239V238H160ZM196 239V238H195ZM238 239V238H237ZM241 239V238H240ZM239 239V241H241ZM242 239V241H244ZM251 239V238H250ZM259 239V238H258ZM0 240H1V238H0ZM28 240V241H29ZM51 240V239H50ZM199 240V241H200ZM231 239H229V241H230ZM247 240V239H246ZM2 241V240H1ZM1 241H0V244H1ZM17 241V240H16ZM21 241V240H20ZM62 241V240H61ZM132 241H134L133 239H132ZM216 241H218V239L216 240ZM238 241V240H237ZM236 241V242H237ZM241 241V242H242ZM251 241H253V238H252V240ZM18 242V241H17ZM115 242V241H114ZM117 242V241H116ZM139 242H140V240H139ZM148 242V241H147ZM187 242V241H186ZM195 242H197L196 240H195ZM220 242V240L218 241V243ZM248 242V241H247ZM247 242H245V245H246V243ZM260 242V241H259ZM16 243V242H15ZM21 243H22V241H21ZM30 243V242H29ZM78 243V242H77ZM105 243V242H104ZM127 243V242H126ZM161 243V242H160ZM221 243V242H220ZM219 243V244H220ZM244 243V242H243ZM256 243H258V241L256 242ZM31 244V243H30ZM29 244V245H30ZM46 244V243H45ZM103 244V243H102ZM130 244H131V242H130ZM135 244V243H134ZM141 244V243H140ZM139 244V246H142V245H140ZM193 244V243H192ZM195 244V243H194ZM197 244H199L198 242H197ZM218 244V245H219ZM262 244H264V243H262ZM16 245H19V244H17L16 243ZM23 245V244H22ZM118 245V244H117ZM116 245V246H117ZM132 245V244H131ZM221 245V244H220ZM220 245H219V247H220ZM229 245H231V244H229ZM234 245V244H233ZM240 245L242 246V244L240 243ZM245 245H243L244 247H245ZM253 245V244H252ZM252 245L250 244V246L252 247ZM1 246V245H0ZM21 246V245H20ZM34 246V245H33ZM37 246V245H36ZM53 246H54V244H53ZM122 246V245H121ZM247 246V245H246ZM255 246V245H254ZM254 246H253V248H254ZM260 246V245H259ZM2 247V246H1ZM4 247V246H3ZM19 247V246H18ZM24 247V246H23ZM90 247V246H89ZM93 247V246H92ZM114 247V246H113ZM133 247V246H132ZM192 247V246H191ZM214 247V248H213ZM244 247H242V248H244ZM257 247H258V245H257ZM32 248V247H31ZM38 248V247H37ZM47 248V247H46ZM51 248V247H50ZM117 248V247H116ZM119 248V247H118ZM194 248H195V246H194ZM220 248H222V245H221V247ZM234 248V247H233ZM238 248L240 249L241 247H239L238 246ZM35 249H36V247H35ZM34 249V250H35ZM74 249V248H73ZM77 249V248H76ZM91 249V248H90ZM93 249V248H92ZM97 249V248H96ZM115 249V248H114ZM134 249V248H133ZM140 249V248H139ZM139 249H138V251H139ZM223 249V248H222ZM246 250L245 251H247V247L245 248ZM257 249V248H256ZM261 249V248H260ZM33 250V251H34ZM37 250V249H36ZM38 250H40L41 251V249H38ZM95 250V249H94ZM120 250V249H119ZM118 249L116 250V252L117 251H119ZM121 250L123 251V249L121 248ZM120 250V251H121ZM128 250V249H127ZM127 250L125 249V251L126 252H122L121 251V253H123L124 255H125V258H127V256L128 255H130V254H128L127 253ZM135 250V249H134ZM156 250V249H155ZM200 250H198L199 252H200ZM235 250V249H234ZM237 250V249H236ZM242 250V249H241ZM244 250V249H243ZM259 250V249H258ZM262 250V249H261ZM57 251V250H56ZM59 251V250H58ZM88 251V250H87ZM97 251V250H96ZM99 251V250H98ZM112 252H113V249L111 250ZM120 251L118 252L119 254H120ZM131 251H133V250H131ZM228 251H229V249H228ZM256 251V250H255ZM260 251V250H259ZM35 252V251H34ZM116 252L114 251V253L113 254H115L116 255ZM222 252V251H221ZM231 252V251H230ZM229 252V254H231ZM244 252V251H243ZM261 252V251H260ZM6 253V251L4 250V249H0V264H19V263H17L16 261H14L13 259L11 260L9 257H7V259L4 257V255H6L5 254ZM41 253V252H40ZM39 253V254H40ZM46 253V252H45ZM82 253V252H81ZM88 253V252H87ZM109 253H111L110 251H109ZM125 253H127V254H125ZM129 253H130V251H129ZM135 253V252H134ZM137 253V252H136ZM135 253V254H136ZM165 253V252H164ZM217 253V254H216ZM251 252H249V254H250ZM257 253V252H256ZM69 253L68 252H52V253H50L48 256H47V254H45L47 257H46V259H44L43 257V259L44 260H42V261H40V262H36V263H34V261L33 262H31L29 259H33L35 256L33 255V252H32V250H30V249H26V248H24V249H21V250H19L18 251V258L21 260V262L20 263H22V264H49V263H51V264H74V262L72 263V262H66L65 260H63V258H62V256L64 257L65 255L67 256ZM135 254H133L134 256H135ZM162 254V253H161ZM200 254V253H199ZM226 254H227V252H226ZM247 254V253H246ZM122 254H120L119 256H121ZM139 255V254H138ZM163 255V254H162ZM167 255V254H166ZM179 255V254H178ZM201 255V254H200ZM7 256V255H6ZM60 257L59 259L57 258V257ZM79 256H81V255H79ZM108 256V257H107ZM118 255H116V256H114V257H116V258H118L117 257ZM137 256V255H136ZM198 256V255H197ZM223 256V255H222ZM228 256V255H227ZM227 256L225 257V258H227ZM77 257V256H76ZM83 258H79V260H78V262L76 263V264H96L95 263V259L96 258H98V257H100L101 259L103 258V261L102 260H99V258H98V261H100V263L99 264H120L119 263V261H117V259L116 258H113V255L111 256L110 255V257H109V255L107 254V252H89V254L87 255L86 254V256L84 255V256H82ZM112 257V258H111ZM131 257H132V253H131ZM183 257V256H182ZM221 257V256H220ZM248 257V256H247ZM252 257H253V255H252ZM9 258V259H8ZM57 258V259H56ZM65 258V257H64ZM71 259H72V257H70ZM74 258V257H73ZM128 258H130V256H128ZM155 258V257H154ZM186 258V257H185ZM222 258V257H221ZM232 258V257H231ZM249 258V257H248ZM256 258V257H255ZM262 258H264V257H262ZM48 259L50 260L51 259V261H48ZM76 259V258H75ZM82 259V260H81ZM112 259V260H111ZM114 259H116L115 261H114ZM120 259H121V257H120ZM123 259V258H122ZM236 259H237V257H236ZM241 259V258H240ZM245 260H246V258H244ZM74 260V259H73ZM123 260H125V259H123ZM122 260V261H123ZM222 260V259H221ZM228 260H229V257H228ZM239 260V259H238ZM237 260V261H238ZM252 260V259H251ZM254 260V259H253ZM97 261V262H98ZM126 262H130V264H137V261H135V258H131V260L130 261H127V260H125ZM226 261V260H225ZM236 261V262H237ZM240 261V260H239ZM238 261V262H239ZM244 261V260H243ZM242 261V262H243ZM247 261V260H246ZM139 262V261H138ZM159 262V261H158ZM247 262H249V261H247ZM254 262H255V260H254ZM257 262V261H256ZM220 263H222L221 261H220ZM250 263H251V261H250ZM259 262H257V264H258ZM165 264V263H164ZM226 264V263H225ZM233 264H234V261H233ZM238 264V263H237Z\"/></svg>",
	"mask_w": 264,
	"mask_h": 264
}]
</instances>
